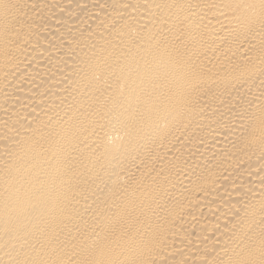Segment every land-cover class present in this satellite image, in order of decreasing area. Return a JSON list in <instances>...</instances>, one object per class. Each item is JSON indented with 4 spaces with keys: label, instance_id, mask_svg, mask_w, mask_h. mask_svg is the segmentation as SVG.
<instances>
[{
    "label": "bare ground",
    "instance_id": "obj_1",
    "mask_svg": "<svg viewBox=\"0 0 264 264\" xmlns=\"http://www.w3.org/2000/svg\"><path fill=\"white\" fill-rule=\"evenodd\" d=\"M0 264H264V0H0Z\"/></svg>",
    "mask_w": 264,
    "mask_h": 264
}]
</instances>
